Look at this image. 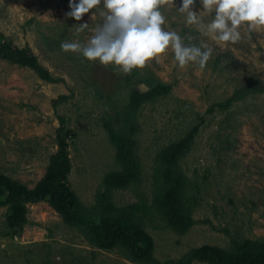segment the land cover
Masks as SVG:
<instances>
[{
  "label": "rangeland",
  "instance_id": "1",
  "mask_svg": "<svg viewBox=\"0 0 264 264\" xmlns=\"http://www.w3.org/2000/svg\"><path fill=\"white\" fill-rule=\"evenodd\" d=\"M180 5L181 0H161L165 27L187 44L211 47L205 67L195 62L179 66L169 48L144 67L124 72L60 47L64 40L90 39L103 21L102 4L77 21L66 15L69 0H0V32L18 47L29 46L62 80L49 83L32 69L0 58V173L34 187L59 149V118L64 116L73 163L70 181L80 199L93 204L105 174L119 169L104 119L112 116L119 126L131 87L146 91L161 81L174 85L172 92L145 104L139 114L141 182L113 194L117 205L139 201L138 194L150 203L156 154L201 125L181 162L199 188L193 213L198 223L178 234L158 217L147 220L155 256L162 261L206 244L229 248L232 239L264 240V26H242L238 41L221 42L199 24L187 23ZM193 10H203L200 0ZM200 16L207 24L214 11ZM82 23L88 24L78 32L74 27ZM250 79L261 91L228 110L208 112ZM60 95L72 97L55 108ZM6 213L0 207V264H136L116 251L90 246L46 201L29 205V223L15 234L9 232Z\"/></svg>",
  "mask_w": 264,
  "mask_h": 264
},
{
  "label": "trees",
  "instance_id": "2",
  "mask_svg": "<svg viewBox=\"0 0 264 264\" xmlns=\"http://www.w3.org/2000/svg\"><path fill=\"white\" fill-rule=\"evenodd\" d=\"M0 58L20 67L32 69L42 80L62 82L43 66L29 46L18 47L0 32ZM256 79H250L224 101L215 103L208 112L230 109L235 102L261 91ZM174 85L157 82L146 91L131 87L128 102L117 126L112 116L104 119L109 140L115 148L119 169L106 173L104 187L96 193L94 203L86 205L73 189L70 176V134L67 120L60 116L58 151L50 158L43 178L32 188L0 173V207H6L9 232L15 234L29 223V205L43 201L56 210L68 226L75 228L90 246L113 250L136 264H264V240L232 239L229 248L206 244L189 249L179 259L159 260L155 256V240L147 231V220L158 217L178 234L189 232L198 221L194 209L199 202V188L184 173L182 160L193 149L200 126L196 125L185 137L172 142L155 156L152 176V197L149 203L138 194L139 201L117 205L114 191L136 187L141 182V163L137 155L139 114L147 103L170 94ZM72 97L60 95L54 107ZM204 123V117H201ZM196 191L198 193H196Z\"/></svg>",
  "mask_w": 264,
  "mask_h": 264
},
{
  "label": "clouds",
  "instance_id": "3",
  "mask_svg": "<svg viewBox=\"0 0 264 264\" xmlns=\"http://www.w3.org/2000/svg\"><path fill=\"white\" fill-rule=\"evenodd\" d=\"M195 2L181 0L178 10L187 13V23L199 24L217 41H238L242 26L249 29L264 26V0H200L203 10L199 12L193 10ZM160 3L161 0H69L67 16L79 21L102 4L103 21L86 43L64 40L60 47L64 51H79L89 60L104 65L119 66L124 72L144 67L171 48L179 66L195 62L203 69L213 49L187 44L177 31L167 29ZM202 11H214L207 24L201 22ZM87 24L74 28L79 32Z\"/></svg>",
  "mask_w": 264,
  "mask_h": 264
}]
</instances>
